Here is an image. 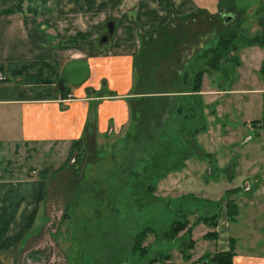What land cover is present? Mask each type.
I'll use <instances>...</instances> for the list:
<instances>
[{
    "label": "rangeland",
    "instance_id": "374dc122",
    "mask_svg": "<svg viewBox=\"0 0 264 264\" xmlns=\"http://www.w3.org/2000/svg\"><path fill=\"white\" fill-rule=\"evenodd\" d=\"M216 1H205L215 16L150 37L128 125L56 181L40 242L48 253L47 238L49 264H210L232 236L244 251L264 252V45L244 42L263 33L264 11L250 2L238 50L192 92L202 53L236 29ZM228 200L237 205L234 223Z\"/></svg>",
    "mask_w": 264,
    "mask_h": 264
},
{
    "label": "crops",
    "instance_id": "0c3cea01",
    "mask_svg": "<svg viewBox=\"0 0 264 264\" xmlns=\"http://www.w3.org/2000/svg\"><path fill=\"white\" fill-rule=\"evenodd\" d=\"M205 1L0 0V71L7 78L0 83V264L43 262L37 254H45L49 264L47 238L48 253L40 250L45 203L68 171L76 142L83 139L101 155L108 140L117 139L129 122L128 102L141 89L139 65L150 37L195 16H215ZM220 1L211 5L223 19L232 17L237 34L247 30L240 19L250 2L258 4L254 11H264V0ZM109 21L113 33L99 44ZM73 59L87 61L89 77L60 89L61 70ZM93 102L97 117L88 130ZM232 239L233 264H264V252H246L239 238Z\"/></svg>",
    "mask_w": 264,
    "mask_h": 264
},
{
    "label": "trees",
    "instance_id": "16d2710c",
    "mask_svg": "<svg viewBox=\"0 0 264 264\" xmlns=\"http://www.w3.org/2000/svg\"><path fill=\"white\" fill-rule=\"evenodd\" d=\"M161 3V0H160ZM162 4V3H161ZM166 8H168V3L164 4ZM239 37V34L236 33L234 30H230L228 33H224L219 38L216 39L214 46L212 48L206 49L202 56L204 59L203 65L205 66V69H200L197 71L194 80L192 82L191 91L192 92H200L202 87V77L203 74L206 71H218V66L221 60L226 59V56L229 54V52L234 51L236 52L238 50L237 46L235 45V39ZM85 36H79L75 39H73L72 43H76L82 39H84ZM245 44H251V45H264V31L261 34H257L253 37H249L245 39ZM65 94V92H64ZM96 102H93L91 107L88 109V118H87V124H88V130L94 126V123L96 122ZM87 145L86 142L83 141V139L76 142L72 153L70 154L67 162V166L70 167L72 164L77 165L80 163V158L82 157V154L86 151ZM73 165V166H74ZM235 192H232V194ZM229 196V194H228ZM227 202L228 206L232 210V213L229 214V219L231 222H235L234 216L237 214V205L234 203L233 200H228ZM185 223H177L173 228L172 232L169 234V237H174L182 231L185 228ZM232 246L228 251L224 252H218L217 254L213 255L210 258L209 263L210 264H232V258L235 255V241L231 239ZM44 255V254H43ZM45 257V255H44Z\"/></svg>",
    "mask_w": 264,
    "mask_h": 264
},
{
    "label": "water",
    "instance_id": "95a60500",
    "mask_svg": "<svg viewBox=\"0 0 264 264\" xmlns=\"http://www.w3.org/2000/svg\"><path fill=\"white\" fill-rule=\"evenodd\" d=\"M105 27L107 34L101 36L99 40V44L106 43L108 36H110L113 33V29H114L113 22L109 21ZM89 73H90L89 65L86 60L84 59L69 60L64 64L61 70L58 86L60 89H63L64 85L79 86L87 80V78L89 77ZM44 255L42 254L36 255L37 257L41 256V261L43 259V262L39 263L27 259L26 264H45L46 259Z\"/></svg>",
    "mask_w": 264,
    "mask_h": 264
},
{
    "label": "built area",
    "instance_id": "2783aa9c",
    "mask_svg": "<svg viewBox=\"0 0 264 264\" xmlns=\"http://www.w3.org/2000/svg\"><path fill=\"white\" fill-rule=\"evenodd\" d=\"M7 80L6 76L0 71V83Z\"/></svg>",
    "mask_w": 264,
    "mask_h": 264
}]
</instances>
